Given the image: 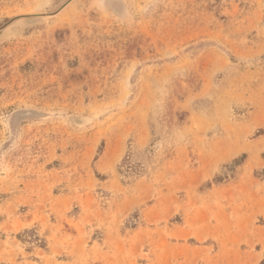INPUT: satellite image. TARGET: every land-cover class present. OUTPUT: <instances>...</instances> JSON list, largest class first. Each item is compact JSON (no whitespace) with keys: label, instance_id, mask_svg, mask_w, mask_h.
I'll return each mask as SVG.
<instances>
[{"label":"rangeland","instance_id":"1","mask_svg":"<svg viewBox=\"0 0 264 264\" xmlns=\"http://www.w3.org/2000/svg\"><path fill=\"white\" fill-rule=\"evenodd\" d=\"M0 264H264V0H0Z\"/></svg>","mask_w":264,"mask_h":264},{"label":"water","instance_id":"2","mask_svg":"<svg viewBox=\"0 0 264 264\" xmlns=\"http://www.w3.org/2000/svg\"><path fill=\"white\" fill-rule=\"evenodd\" d=\"M0 35H1V32H0Z\"/></svg>","mask_w":264,"mask_h":264}]
</instances>
